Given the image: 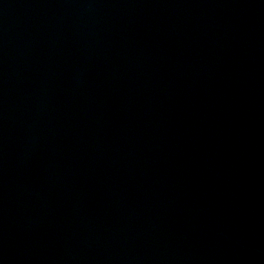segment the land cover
Segmentation results:
<instances>
[{"label":"water","instance_id":"95a60500","mask_svg":"<svg viewBox=\"0 0 264 264\" xmlns=\"http://www.w3.org/2000/svg\"><path fill=\"white\" fill-rule=\"evenodd\" d=\"M0 264H264V0H0Z\"/></svg>","mask_w":264,"mask_h":264}]
</instances>
